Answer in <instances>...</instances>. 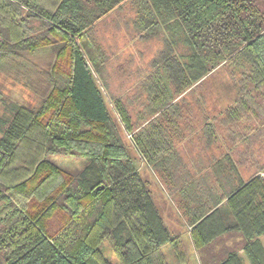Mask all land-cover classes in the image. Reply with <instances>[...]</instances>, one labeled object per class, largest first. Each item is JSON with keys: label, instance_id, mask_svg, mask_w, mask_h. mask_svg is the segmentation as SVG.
Listing matches in <instances>:
<instances>
[{"label": "trees", "instance_id": "trees-1", "mask_svg": "<svg viewBox=\"0 0 264 264\" xmlns=\"http://www.w3.org/2000/svg\"><path fill=\"white\" fill-rule=\"evenodd\" d=\"M117 18L124 47L159 44L147 64L108 46ZM48 48L47 67L26 57ZM0 72L34 96L20 106L0 83V264H169L165 247L179 264H264V0H0ZM54 156L87 165L72 174Z\"/></svg>", "mask_w": 264, "mask_h": 264}, {"label": "rangeland", "instance_id": "rangeland-1", "mask_svg": "<svg viewBox=\"0 0 264 264\" xmlns=\"http://www.w3.org/2000/svg\"><path fill=\"white\" fill-rule=\"evenodd\" d=\"M121 23V20L117 18ZM122 26H117L115 23L107 22L105 25H102V35L106 38L108 46H116V50L118 48L124 49L126 48V56L133 53L136 56V62L138 64L145 65L147 64L156 54V52L159 49V44L157 42H148L147 44H138L139 48L133 47L134 42H130L127 44L126 47H124L126 43V39H129L125 36L126 28H124L123 24ZM123 27V28H122ZM111 48V47H110ZM48 49H43L39 51L29 52L26 53V57L31 59L32 61L40 64L43 67H47L48 64L54 60V55L52 54H44L45 51H48ZM122 61V60H120ZM125 67L123 68V70ZM121 71L119 72L118 67L116 63L113 65L112 68H108V77L109 82H111V88L113 90V94L120 96L121 94V82L123 81ZM110 75V76H109ZM0 83L3 87V93L5 97L12 101L17 103L20 106L30 107L33 104L34 96L33 94L23 87L21 84L16 83L14 80H12L9 76H6L5 74L0 72ZM107 103L109 105V108L112 110L113 104L110 101V98H107ZM4 113V105L0 104V114ZM258 146L264 147V138L258 139L257 141ZM208 150L212 151L211 154L214 152L218 154L217 146H211L208 148ZM205 158H208V156H204ZM49 160H51L53 163L61 167L62 169L72 173V174H78L81 172L85 166L87 165V161L84 159H77V158H71V157H60V156H54L50 157ZM140 172L142 176L147 180L150 184L151 190L153 192V198L154 201L161 212L164 221L168 228L170 229V232L173 235H180L183 237L185 246L188 250V253L191 257L192 263H194L197 260H199V255L196 252L194 245L192 244L189 229L188 226L185 224V221L182 220L181 215L176 207L175 202L172 200V198L167 193L166 189L164 188L163 184L159 181L157 176L151 172V170L148 168V166L140 159L138 156V162H137ZM230 240V239H229ZM226 238H223L219 241V245H223L224 247L227 245L228 247L232 248L236 246L237 244H240V239H232L230 241H227ZM264 243V239H263ZM109 246L105 243L103 244L102 248L107 255V257L114 263H116V260L114 259L113 255L110 253ZM164 253L167 258V261L169 264H179L173 254V251L170 247L164 248ZM214 254L219 253V248H216L213 250ZM244 258V264H250L247 257L243 255ZM196 263V262H195Z\"/></svg>", "mask_w": 264, "mask_h": 264}]
</instances>
